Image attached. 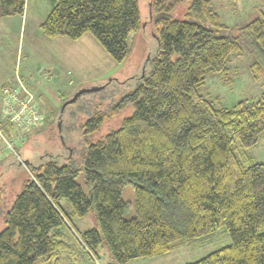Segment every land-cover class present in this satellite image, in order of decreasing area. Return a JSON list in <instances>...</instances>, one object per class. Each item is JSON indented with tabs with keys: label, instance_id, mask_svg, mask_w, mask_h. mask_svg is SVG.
Returning <instances> with one entry per match:
<instances>
[{
	"label": "trees",
	"instance_id": "1",
	"mask_svg": "<svg viewBox=\"0 0 264 264\" xmlns=\"http://www.w3.org/2000/svg\"><path fill=\"white\" fill-rule=\"evenodd\" d=\"M180 2L151 1L157 50L135 89L108 112L91 108L90 117L77 126L82 143L71 148L66 163L49 160L34 168L6 213L0 264L51 259L59 264L62 253L68 251L69 257L75 249L65 240L67 232L91 260L98 262L97 249L105 242L109 264H129L160 258L222 225L231 243L189 264H264V164L249 162L244 168L232 149L234 142L251 147L264 131V100L217 108L198 92L206 72L225 73L227 58L241 51V38L254 60L252 72L264 73V1L261 17L234 38L218 35L227 27L211 0H192L187 20H174L171 13ZM24 8L25 0H0V19L22 16ZM140 26L137 0H54L40 30L48 38L63 35L72 41L89 33L120 62L129 53L128 38ZM129 105L134 106L131 116L88 143L104 121ZM1 117L3 125L2 108ZM54 118L55 113L46 115L43 126ZM10 130L4 127L6 135ZM80 172L87 195L75 182ZM126 184L134 187L130 220L124 218L130 203L121 199ZM63 198L70 214L60 205ZM90 209L98 228L80 232L70 217Z\"/></svg>",
	"mask_w": 264,
	"mask_h": 264
},
{
	"label": "rangeland",
	"instance_id": "2",
	"mask_svg": "<svg viewBox=\"0 0 264 264\" xmlns=\"http://www.w3.org/2000/svg\"><path fill=\"white\" fill-rule=\"evenodd\" d=\"M137 1L141 26L136 34L128 38L129 53L120 62L112 59L89 33L76 41L63 35L55 38L44 36L40 25L51 12L54 0H25L22 16L0 19L1 103L3 87L18 85V81H23L27 91L32 96L34 93L38 96V112L43 120L49 113H55V118L48 126H43L42 121L24 137V134L17 135L15 130L12 137L6 135L12 141L14 152L0 143V231L5 228L6 213L16 196L20 194L25 183L33 178L34 168L49 160L58 164L66 163L71 157V148L82 143V130L77 126L90 117L94 110L91 108L98 106L96 110L108 112L111 106L135 89L140 77L148 70L147 62L157 50L150 17L152 0ZM191 1L181 0L171 13V18L187 20L186 14ZM263 1L211 0L212 7L227 27L218 35L229 38L238 36L241 28L261 17ZM240 45V53L227 58L225 73L206 72L204 82L198 88L199 94L217 108H231L240 101L255 103L264 100V73L252 72L251 65L254 60L242 38ZM97 87L103 88L81 94L76 102L65 106L59 116L62 104L75 93ZM79 108L83 110L79 111ZM133 112L134 106L129 105L116 116L104 121L100 129L88 137V143L101 140L111 130L118 128L121 121ZM49 122L50 120L46 124ZM232 149L244 168L251 163L264 164V131L257 136L251 147L242 148L234 142ZM81 151H77V159ZM75 182L87 195L81 172ZM121 199L130 203V208L124 215L126 220H130L135 215L132 184L123 186ZM60 205L70 214V206L65 198L60 200ZM70 219L80 232L98 228L93 209L82 217L71 216ZM65 240L67 243L74 242L75 249L72 250L73 253L69 251V257L68 251L62 253L59 264H96L73 239L71 233H66ZM230 243L229 232L222 225L215 232L197 240L177 244L170 253L160 258H138L129 264H189ZM97 253L99 264L112 262L105 242L98 247ZM53 263L51 259L38 264Z\"/></svg>",
	"mask_w": 264,
	"mask_h": 264
},
{
	"label": "built area",
	"instance_id": "3",
	"mask_svg": "<svg viewBox=\"0 0 264 264\" xmlns=\"http://www.w3.org/2000/svg\"><path fill=\"white\" fill-rule=\"evenodd\" d=\"M2 110L5 116V123L0 125V143L4 148H12V141L6 138L4 127H11L12 130L8 131L9 136L17 131V135H23L31 132L37 128L43 121V117L38 112V104L36 98L32 96L24 84L18 81V85H6L2 90ZM96 264H99L96 261Z\"/></svg>",
	"mask_w": 264,
	"mask_h": 264
},
{
	"label": "water",
	"instance_id": "4",
	"mask_svg": "<svg viewBox=\"0 0 264 264\" xmlns=\"http://www.w3.org/2000/svg\"><path fill=\"white\" fill-rule=\"evenodd\" d=\"M103 87H97V88H91V89H84V90H80L77 93H75L70 99H68L67 101H65L62 106H61V111L63 110V108L67 105H70L74 102H76L77 98L85 93V92H94V91H99L101 90Z\"/></svg>",
	"mask_w": 264,
	"mask_h": 264
},
{
	"label": "crops",
	"instance_id": "5",
	"mask_svg": "<svg viewBox=\"0 0 264 264\" xmlns=\"http://www.w3.org/2000/svg\"><path fill=\"white\" fill-rule=\"evenodd\" d=\"M7 18V17H6ZM2 19H5V18H2ZM22 83H23V81H21ZM25 86V85H24ZM27 87V86H26ZM34 97L36 98V97H38L37 95H35V93H34ZM1 99V98H0ZM37 100V99H36ZM0 117H1V100H0ZM2 118V117H1Z\"/></svg>",
	"mask_w": 264,
	"mask_h": 264
}]
</instances>
